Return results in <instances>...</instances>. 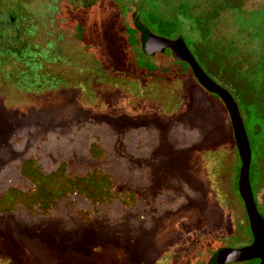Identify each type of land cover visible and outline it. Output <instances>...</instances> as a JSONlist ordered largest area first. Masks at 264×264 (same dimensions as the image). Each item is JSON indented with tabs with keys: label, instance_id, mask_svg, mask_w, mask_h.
Returning <instances> with one entry per match:
<instances>
[{
	"label": "rangeland",
	"instance_id": "1",
	"mask_svg": "<svg viewBox=\"0 0 264 264\" xmlns=\"http://www.w3.org/2000/svg\"><path fill=\"white\" fill-rule=\"evenodd\" d=\"M180 2L190 13L182 28L175 24ZM17 7L27 17L18 40L39 49L56 43L59 59L40 56L27 78L18 77L22 64L0 71V195L29 186L19 166L35 158L46 172L66 162L68 176L102 169L116 197L93 206L73 195L48 215L22 208L0 214V264H172V257L204 264L223 239L244 242L227 111L171 53L143 54L138 35L133 45L126 30L136 14L142 21L139 8L155 10L182 30L176 36L204 73L228 90L215 76L228 80V55L245 75L264 58V0H0V15ZM94 142L103 160L91 157ZM254 169L264 189V164Z\"/></svg>",
	"mask_w": 264,
	"mask_h": 264
},
{
	"label": "trees",
	"instance_id": "2",
	"mask_svg": "<svg viewBox=\"0 0 264 264\" xmlns=\"http://www.w3.org/2000/svg\"><path fill=\"white\" fill-rule=\"evenodd\" d=\"M177 7L178 8L175 12V24L178 23L180 28H182L186 23H189V21L185 20V16L190 17V13L188 11V6L184 2H180ZM17 8V10L13 8V10L9 11V20L6 16L3 17L4 15H0V67L3 68L9 65L15 68L16 64H22L25 67L26 72L23 73L24 71H21L18 74V77L21 78L24 75V77L27 78L29 75H36L39 70L40 63L43 60L40 56L45 54L47 56V60L43 61L47 62H55L58 60L59 48L56 43H50L44 49H39L36 45L30 46L28 43H24V41L20 39L18 40V33L22 31L18 28V26L21 23L25 24L27 17L23 16L24 12L22 9L19 7ZM151 11L148 8H139L137 13L141 15L143 22L138 19V14H136L133 20L134 29L126 30L128 39L133 45L138 43L135 40V34L138 35L139 42L143 46V42L150 33L167 38L172 37L169 35L176 36V33L182 31L181 29H177L176 25L173 23L159 19L161 16L158 15L155 10ZM16 12H18L19 15ZM14 17H18L15 22L13 21L15 20ZM191 17L192 22H196L195 24L199 25V21L196 20L197 18L192 15ZM26 29H23V35L28 39H32L33 31ZM152 29L156 30L158 34H155ZM176 37L181 38L179 34ZM195 52L207 66L209 64L212 67V63L214 62L209 59L207 60L209 62H207L204 57L205 53L202 54L200 52L199 54L197 50H195ZM230 58L231 57L228 55V62H230L229 66H231H228V69L230 70H228V76L230 75L228 80L224 79L223 72L220 74L219 71H216L215 76L218 75V78L221 77V82L228 86V92L237 104L243 125L245 124V119L250 122L252 136L255 138L254 146L256 150V164L263 165L264 58L261 57V63L258 64L254 70L246 72V75L243 70L233 66V64L238 62L234 59L235 56L231 60ZM147 67L149 70L153 69L152 66ZM3 70L4 69H1L0 71L3 72ZM11 72L12 70L9 72L5 71L4 75L9 76ZM240 107H242V109ZM241 110H243L245 118L243 117ZM245 132L247 134L246 129ZM89 153L94 159L103 160L105 158L104 151L99 149V146L95 142L90 144ZM66 166V162H61L55 170L46 172L35 158L24 159L19 166V171L21 177L25 181L29 182V186L25 189L17 187L7 188L0 195V214H11L22 208L32 216L48 215L56 211V207L59 202L69 199L73 195H79L85 198L93 206L110 203L116 197V193L114 192L115 183L112 177L104 170L94 168L85 176H68L66 173ZM254 168H257V166L255 164L251 165L250 180L251 182H254V185H257L259 173L255 171ZM130 195L135 198L134 194Z\"/></svg>",
	"mask_w": 264,
	"mask_h": 264
},
{
	"label": "water",
	"instance_id": "3",
	"mask_svg": "<svg viewBox=\"0 0 264 264\" xmlns=\"http://www.w3.org/2000/svg\"><path fill=\"white\" fill-rule=\"evenodd\" d=\"M142 48L146 55L152 56L156 53H163L165 49H170L175 60L185 62L190 67L199 85L207 92L216 94L223 102L228 113L235 145L241 160L238 189L254 240L252 245L244 248L224 249L220 251L217 255V263H236L260 259V264H264V219L258 213L252 195L249 178L251 148L236 102L227 90L215 83L204 73L181 38L169 40L150 33L143 42Z\"/></svg>",
	"mask_w": 264,
	"mask_h": 264
},
{
	"label": "flooded vegetation",
	"instance_id": "4",
	"mask_svg": "<svg viewBox=\"0 0 264 264\" xmlns=\"http://www.w3.org/2000/svg\"><path fill=\"white\" fill-rule=\"evenodd\" d=\"M21 9V8H20ZM8 11V10H7ZM22 11H23V9H22ZM24 12V11H23ZM8 13H9V11L8 12H5V14H4V16L3 17H7V19H8V17H9V15H8ZM17 14H18V12H16ZM19 15V14H18ZM15 18V20H13L14 22L18 19V17H14ZM9 20V19H8ZM159 37H161V36H159ZM162 38H165V39H169V40H176V39H178V38H173V39H171V38H166V37H162ZM139 47L141 48V50L143 51V48H142V45L140 44V42H139ZM166 51H168L169 53H171V55H172V57H173V54H172V52H171V50L170 49H165L164 50V52H166ZM163 52V53H164ZM163 53H161V54H163ZM143 54H145L144 53V51H143ZM157 54H159V53H157ZM146 55V54H145ZM193 57L195 58V56L193 55ZM174 58V57H173ZM195 60H196V58H195ZM197 61V60H196ZM178 62V64H180L181 63V65L180 66H182V65H184L185 66V70H187V72L188 73H190L191 74V76H192V78H194V76H193V74H192V71H191V69H190V67L185 63V62H180V61H177ZM197 63H198V61H197ZM146 66V65H145ZM6 67V66H5ZM148 68V67H147ZM1 69H4V67L2 68V67H0V70ZM150 71H152V69L150 70ZM195 79V78H194ZM195 81H196V79H195ZM215 82V81H214ZM216 83V82H215ZM199 84V83H198ZM200 86V85H199ZM201 87V86H200ZM202 88V87H201ZM203 89V91H204V93H206L207 95H209V96H211V97H213L214 99H217V100H219L222 104H223V102L220 100V98L216 95V94H212V93H209V92H207L204 88H202ZM227 90V89H226ZM228 91V90H227ZM223 106H224V104H223ZM224 108H225V106H224ZM226 110V109H225ZM227 115H228V113H227ZM233 132V131H232ZM247 138H248V136H247ZM233 140H234V135H233ZM234 143H235V141H234ZM235 147H236V145H235ZM236 153H237V158H238V165H237V168H238V173H237V175L236 176H234V180H233V183H234V186H235V189H236V192H237V196H238V198H239V200L241 201V203H242V206H243V210H244V214H245V217H244V220H245V223H244V225H243V222H241V225H240V227H239V231L242 233V235L244 236V238H245V240H244V242H241V243H238L237 245H234L233 243H228L227 241H226V239H223L222 241H220V244L218 245V247H214V250H212V253L210 254V256H209V258L207 259V261H205V263L204 264H221V263H217V255L220 253V251H222V250H224V249H240V248H244V247H247V246H250V245H252V243H253V235H252V232H251V228H250V224H249V221H248V218H247V215H246V211H245V208H244V205H243V201H242V198H241V196H240V194H239V189H238V181H239V172H240V167H241V160H240V158H239V155H238V151H237V147H236ZM254 161V163H252ZM257 162H256V159H255V156H253V152L251 151V161H250V168H251V165H253V164H255L256 166H257V164H256ZM259 165H261V164H259ZM249 178H250V169H249ZM252 181H253V179H252ZM253 182H251V180H250V186H251V190H252V195H253V199H254V202H255V205H256V208H257V211H258V213L262 216V218L264 219V216H263V214L261 213V210H259V207L264 211V189L262 188V189H260L259 187H258V184L256 185V187H257V189H259L258 191H257V193H254V191H253V188H252V184ZM257 183H258V181H257ZM250 235H249V234ZM234 236H230V238H233ZM187 250V249H186ZM176 254H177V258L180 256L176 251H174ZM188 252V251H187ZM172 260L171 261H173L172 262V264H174V262L176 263V258L175 257H172L171 258ZM260 262H261V260L260 259H251V260H248V261H242V262H236V263H225V264H260Z\"/></svg>",
	"mask_w": 264,
	"mask_h": 264
}]
</instances>
